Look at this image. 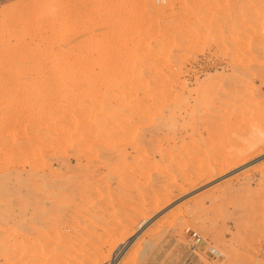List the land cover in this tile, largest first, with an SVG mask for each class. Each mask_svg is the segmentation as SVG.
I'll return each mask as SVG.
<instances>
[{
    "label": "rangeland",
    "instance_id": "obj_1",
    "mask_svg": "<svg viewBox=\"0 0 264 264\" xmlns=\"http://www.w3.org/2000/svg\"><path fill=\"white\" fill-rule=\"evenodd\" d=\"M0 224V264H264V0H0Z\"/></svg>",
    "mask_w": 264,
    "mask_h": 264
},
{
    "label": "built area",
    "instance_id": "obj_2",
    "mask_svg": "<svg viewBox=\"0 0 264 264\" xmlns=\"http://www.w3.org/2000/svg\"><path fill=\"white\" fill-rule=\"evenodd\" d=\"M186 233L190 236V239L194 247H198L204 244V239L201 237L200 234L190 231V230H187ZM209 252L212 255V257H215V258L218 257L217 256L218 252L216 250L211 249Z\"/></svg>",
    "mask_w": 264,
    "mask_h": 264
},
{
    "label": "bare ground",
    "instance_id": "obj_3",
    "mask_svg": "<svg viewBox=\"0 0 264 264\" xmlns=\"http://www.w3.org/2000/svg\"><path fill=\"white\" fill-rule=\"evenodd\" d=\"M23 192V191H22ZM30 210V209H29ZM9 220V219H8ZM18 221V220H17ZM16 222V221H15ZM12 223V222H11ZM1 225V224H0ZM5 226V225H4ZM7 226V225H6ZM18 226V225H17ZM11 228V227H10ZM4 229V228H3ZM9 229V228H8ZM31 230V229H30ZM5 231V230H4ZM8 231V230H7ZM12 231H14V230H12ZM43 231V230H42ZM26 232V231H25ZM8 233V232H7ZM11 233V232H10ZM42 233V232H41ZM4 234H6V232L4 233ZM17 234V233H16ZM23 234V233H22ZM12 235V234H11ZM5 236H7V234L5 235ZM5 236L3 237V238H5ZM16 236V235H15ZM23 236V235H22ZM25 236V235H24ZM13 238V237H12ZM4 241H5V239H4ZM27 241V240H26ZM6 243V242H5ZM24 243V242H23ZM27 243V242H26ZM9 244V243H8ZM13 244V243H12ZM26 246V245H25ZM7 247V246H6ZM10 247V246H9ZM8 247V248H9ZM15 247V246H14ZM124 248H125V246H124ZM10 249V248H9ZM8 249V250H9ZM122 250V247L121 248H119V250L117 251V253H119L120 251ZM114 260V258L108 263V264H113V261Z\"/></svg>",
    "mask_w": 264,
    "mask_h": 264
},
{
    "label": "water",
    "instance_id": "obj_4",
    "mask_svg": "<svg viewBox=\"0 0 264 264\" xmlns=\"http://www.w3.org/2000/svg\"><path fill=\"white\" fill-rule=\"evenodd\" d=\"M134 239H135V238H133L132 240H130L129 243L133 242Z\"/></svg>",
    "mask_w": 264,
    "mask_h": 264
},
{
    "label": "crops",
    "instance_id": "obj_5",
    "mask_svg": "<svg viewBox=\"0 0 264 264\" xmlns=\"http://www.w3.org/2000/svg\"><path fill=\"white\" fill-rule=\"evenodd\" d=\"M130 244V243H129Z\"/></svg>",
    "mask_w": 264,
    "mask_h": 264
}]
</instances>
